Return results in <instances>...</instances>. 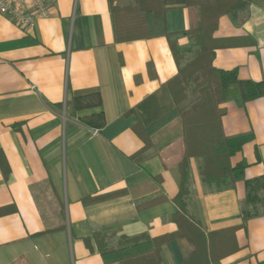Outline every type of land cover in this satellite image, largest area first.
Here are the masks:
<instances>
[{
  "label": "crops",
  "instance_id": "0c3cea01",
  "mask_svg": "<svg viewBox=\"0 0 264 264\" xmlns=\"http://www.w3.org/2000/svg\"><path fill=\"white\" fill-rule=\"evenodd\" d=\"M262 2L242 25L220 17L216 37L256 42L219 48L216 67L264 79ZM165 24L188 29V8H168ZM177 72L166 36L116 41L110 0H55L31 31L0 13V152L9 167L5 175L0 165V264H106L94 232L116 246L121 236L177 229L184 129L165 85ZM86 95L94 104L73 112V98ZM222 106L232 162L248 167L234 186L210 185L191 158L188 211L206 234L238 225V249L208 264H264V211L251 215L246 194V179L264 174V96ZM192 248L185 238L162 244V264H184Z\"/></svg>",
  "mask_w": 264,
  "mask_h": 264
},
{
  "label": "trees",
  "instance_id": "16d2710c",
  "mask_svg": "<svg viewBox=\"0 0 264 264\" xmlns=\"http://www.w3.org/2000/svg\"><path fill=\"white\" fill-rule=\"evenodd\" d=\"M114 1L110 0V8L117 42L160 35L168 39L178 72L165 85L174 102L171 114L183 120L184 156L177 166L179 191L174 201L178 209L172 215L177 225L175 231L154 237L146 234L121 236L116 246L103 232H94L93 239L106 264H162L161 245L176 238H185L193 244L184 264H208V257L216 260L238 249L235 235L238 225L206 234L190 215L187 204L189 160L199 159L202 180L210 185L234 186L245 176L248 163L232 162L237 147L230 143L224 130L223 117L227 110L222 104L234 99L247 102L264 96V79H242L237 69L218 68L214 60L219 48L253 45L256 40L250 35L216 37L215 31L224 15L235 25H242L250 17L254 0H130L124 4ZM178 6L188 8L190 27L171 32L165 24L166 10ZM180 36H187L190 45L180 44ZM94 96L99 98L98 93ZM91 100V95L74 97L73 112L93 105ZM3 157L0 152V165L8 175L9 167ZM246 194L251 215L264 211V174L246 179ZM86 243L93 248L91 238L87 237Z\"/></svg>",
  "mask_w": 264,
  "mask_h": 264
},
{
  "label": "built area",
  "instance_id": "2783aa9c",
  "mask_svg": "<svg viewBox=\"0 0 264 264\" xmlns=\"http://www.w3.org/2000/svg\"><path fill=\"white\" fill-rule=\"evenodd\" d=\"M55 0H0V13L11 17L27 31L35 28L40 18L51 15Z\"/></svg>",
  "mask_w": 264,
  "mask_h": 264
},
{
  "label": "rangeland",
  "instance_id": "374dc122",
  "mask_svg": "<svg viewBox=\"0 0 264 264\" xmlns=\"http://www.w3.org/2000/svg\"><path fill=\"white\" fill-rule=\"evenodd\" d=\"M128 1H130V0H128ZM126 3H129V2H126ZM121 4H124V3H121Z\"/></svg>",
  "mask_w": 264,
  "mask_h": 264
}]
</instances>
